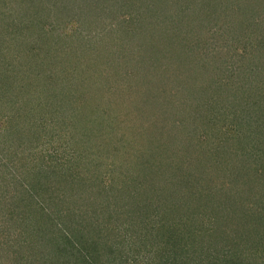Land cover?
Instances as JSON below:
<instances>
[{"label": "trees", "instance_id": "1", "mask_svg": "<svg viewBox=\"0 0 264 264\" xmlns=\"http://www.w3.org/2000/svg\"><path fill=\"white\" fill-rule=\"evenodd\" d=\"M34 1L0 0V264H264V0Z\"/></svg>", "mask_w": 264, "mask_h": 264}, {"label": "rangeland", "instance_id": "2", "mask_svg": "<svg viewBox=\"0 0 264 264\" xmlns=\"http://www.w3.org/2000/svg\"><path fill=\"white\" fill-rule=\"evenodd\" d=\"M10 1V3H11V0H9ZM19 1V3H18V7L20 8V11H17L16 12V14H20V18L18 19L19 20V23H20V20H24L25 18H23L22 17V12H25V11H27L28 10V7L27 6H24V7H21V3H20V0H18ZM39 1V0H38ZM46 0H44V2H45ZM49 1V0H48ZM61 2L63 1V0H60ZM98 1H96L95 3H94V5H96V3H97ZM33 4H37V1L35 0L34 2H32ZM63 4L64 3H61L60 4V6H62L61 8L62 9H65L64 7H63ZM39 6H37L36 5V7L33 9V12L34 13H37L35 10L38 8ZM33 12L31 13V14H33ZM38 17V16H37ZM23 23H21V25H22ZM0 33H1V35L2 36H6V32H5V29H4V27H0ZM133 39V38H132ZM135 40V39H134ZM96 58H98V56L96 57ZM5 106H8V103H5V105H4V107ZM121 115V117L122 118H124V117H127V115L126 114H124V113H121L120 114ZM3 121L4 120H2L1 122H0V131H3V130H1L4 126H5V123H3ZM230 127H234V126H232V125H229V128ZM236 127H238L239 129L241 128V125H239V126H237L236 125ZM237 128V129H238ZM216 129H218V128H213V130H214V133H215V130ZM234 129V128H233ZM46 149H44V151H45V153H47V152H51V153H54V154H57L58 152H57V150H56V148L52 145V146H49V144H48V141H46ZM231 151V150H230ZM69 154V153H68ZM67 154V152L65 153V156L66 155H68ZM58 155V154H57ZM238 155V154H237ZM59 157H62L60 154L58 155ZM178 157H180V158H182L183 157V154L182 155H177ZM185 156V155H184ZM231 156V159H232V161H234V162H236V163H240V161H237L236 159L238 158V157H236V154H234V155H230ZM230 158V157H229ZM161 160H162V158H161ZM165 163V162H164ZM173 162H169L168 161V164H172ZM173 165V164H172ZM172 165L170 166V167H168L167 165H164V164H161V170H165V171H168L169 169H171V167H172ZM224 166V169L227 171V173L228 174H230V173H234V174H236V173H242V171H245L246 169H244V168H242V166L241 165H239V164H235V163H230V162H228L227 164H224L223 165ZM210 167H212L213 168V166H210ZM231 170H233V171H235V172H231ZM228 174L226 175V177L227 178H231V176H228ZM225 180L226 179H224L223 178V180H222V183H221V185H223V181H224V183H225ZM106 181H104L103 183H105ZM240 187V185L237 183V188H238V193H237V196H238V194H240V189L241 188H239ZM217 189V188H216ZM214 190V188H211V191H213ZM203 191V190H202ZM79 198H82V200L85 202V203H88V205H92L94 202H96L98 199H97V197L96 196H94V194L92 195V194H90L89 192H88V190L86 191V193H80V196H74V197H71V198H69V200H74V199H78L80 202H81V199H79ZM261 198V200H264V195L262 196V197H260ZM87 205V206H88ZM92 208V207H91ZM244 209V208H243ZM53 210H56V208H53ZM118 231V230H117ZM133 232V231H132ZM131 232V233H132ZM137 232H139V231H137ZM134 234V238H135V242L136 243H138V240H137V238L135 237V236H138L139 237V234L138 233H133ZM132 240H134V239H132ZM138 244H140V243H138ZM147 256V254L145 253V252H143L142 253V255L140 256V257H137V259H139V261L140 260H142L143 261V259L145 258ZM132 264H133V262H132Z\"/></svg>", "mask_w": 264, "mask_h": 264}]
</instances>
